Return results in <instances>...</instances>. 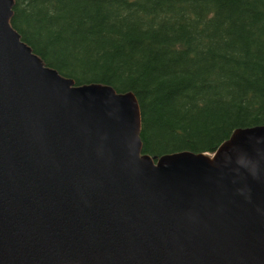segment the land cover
I'll return each mask as SVG.
<instances>
[{"label": "water", "instance_id": "water-1", "mask_svg": "<svg viewBox=\"0 0 264 264\" xmlns=\"http://www.w3.org/2000/svg\"><path fill=\"white\" fill-rule=\"evenodd\" d=\"M0 0V264H264V125L141 154L130 93L45 67Z\"/></svg>", "mask_w": 264, "mask_h": 264}, {"label": "trees", "instance_id": "trees-1", "mask_svg": "<svg viewBox=\"0 0 264 264\" xmlns=\"http://www.w3.org/2000/svg\"><path fill=\"white\" fill-rule=\"evenodd\" d=\"M12 1L45 67L135 97L141 154H212L264 125V0Z\"/></svg>", "mask_w": 264, "mask_h": 264}]
</instances>
